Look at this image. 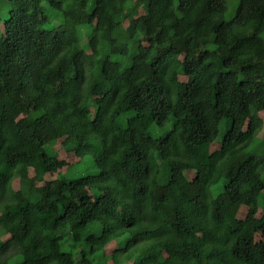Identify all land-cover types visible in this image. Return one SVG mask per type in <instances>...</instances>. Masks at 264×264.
Instances as JSON below:
<instances>
[{"label":"trees","instance_id":"trees-1","mask_svg":"<svg viewBox=\"0 0 264 264\" xmlns=\"http://www.w3.org/2000/svg\"><path fill=\"white\" fill-rule=\"evenodd\" d=\"M1 26L0 264H264V0H0ZM67 136L99 172L37 185Z\"/></svg>","mask_w":264,"mask_h":264},{"label":"rangeland","instance_id":"rangeland-1","mask_svg":"<svg viewBox=\"0 0 264 264\" xmlns=\"http://www.w3.org/2000/svg\"><path fill=\"white\" fill-rule=\"evenodd\" d=\"M229 4H231L232 0H228ZM3 8V7H2ZM6 11L8 10V6L5 8ZM144 9L141 6H137V14H143ZM233 16V12H229L226 16L225 19L229 20ZM85 17V15H84ZM127 26H129V22H126ZM131 26V25H130ZM3 27H0V35L3 32ZM259 118L261 121V128L258 133V137L261 139H264V112H261L259 114ZM125 119H122L120 121L121 124H125ZM156 132V129H154ZM223 135V134H222ZM219 149V145H213L212 151H216ZM264 151V146L261 148ZM47 153L49 155H56L62 160L66 161V165L57 171L56 173H47L45 175H42L41 177L38 176L35 172V168H37L40 165L39 158H37V155L34 158L32 166L28 169L29 176L32 178L33 181L39 184H44L48 180H55L57 178H64L66 180H71V179H76V178H81L87 175H94L97 172H99V168L95 166V161L92 156H86L84 159H78L75 156L74 148L71 144V139L69 136L62 138L61 140H58L53 146H50L47 148ZM193 172L187 173V177L191 179L193 177ZM264 176V175H263ZM13 188L14 189H19V180L15 179L13 181ZM260 208L262 209V206L264 205V192L260 195ZM243 213L239 215V217H243L245 215V212L247 209H243ZM257 218L258 219H263L264 218V211L258 209L257 210ZM259 238V237H258ZM9 240L8 236H3L0 238V244H3ZM145 244L139 245L140 248H143ZM117 248V244L113 243L109 245L106 249L109 253H113V250ZM112 264V263H111Z\"/></svg>","mask_w":264,"mask_h":264}]
</instances>
